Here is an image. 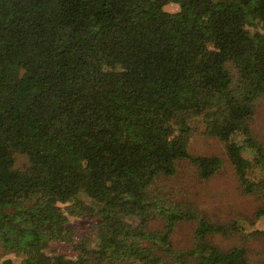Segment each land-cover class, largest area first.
<instances>
[{
  "label": "trees",
  "instance_id": "obj_1",
  "mask_svg": "<svg viewBox=\"0 0 264 264\" xmlns=\"http://www.w3.org/2000/svg\"><path fill=\"white\" fill-rule=\"evenodd\" d=\"M262 99L264 0H0V264H250L217 240L264 230L210 221L163 182L181 162L223 167L190 152L201 122L263 217Z\"/></svg>",
  "mask_w": 264,
  "mask_h": 264
},
{
  "label": "rangeland",
  "instance_id": "obj_2",
  "mask_svg": "<svg viewBox=\"0 0 264 264\" xmlns=\"http://www.w3.org/2000/svg\"><path fill=\"white\" fill-rule=\"evenodd\" d=\"M167 9L176 11L179 5L169 4ZM253 117L255 135L264 145V99L258 103ZM197 126L191 139L190 152L193 155H218L223 158V167L210 179H201L192 162H181L177 175L163 183L176 200L190 202L210 221L228 223L239 220L248 231L264 230V216L260 219L254 217L259 203L254 196L243 191L234 166L227 156L225 142L205 133L201 122H198ZM236 139L244 141L241 136H236ZM246 156L250 157L248 153ZM24 159V156L20 155L19 164L24 162ZM70 224L78 226L84 232L85 225L80 218L72 217ZM196 227L195 220L178 224L173 234L175 244L181 248H191ZM242 241L250 248V264H264V245L259 236L253 235L244 240L240 236L221 237L217 240L224 248H231Z\"/></svg>",
  "mask_w": 264,
  "mask_h": 264
}]
</instances>
